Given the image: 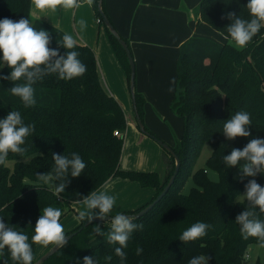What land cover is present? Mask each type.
Returning a JSON list of instances; mask_svg holds the SVG:
<instances>
[{
	"label": "trees",
	"instance_id": "1",
	"mask_svg": "<svg viewBox=\"0 0 264 264\" xmlns=\"http://www.w3.org/2000/svg\"><path fill=\"white\" fill-rule=\"evenodd\" d=\"M247 3L248 0H200L188 12L198 22L203 21L227 35L226 27L231 23L227 13L251 19ZM98 5L99 0H95L94 8L103 21ZM103 10L115 26L105 0ZM22 17L30 19L37 30L50 33L51 48H58L62 55L67 51L59 44L67 33L44 19L33 17L31 0H0V19L16 21ZM106 29L130 83L127 53L107 26ZM122 37L131 49L130 41ZM74 50L87 66L86 73L69 81L60 80L56 74L45 76L34 85L37 103L33 107L25 108L20 99L8 91L14 86L12 81L0 80V119L10 111H19L26 125H35L33 134L22 145L27 149L25 154L9 153L6 164L0 165V217L28 235L29 243L36 220L45 207L60 208L61 220L75 202L98 190L110 178L123 177L154 190L151 200L124 211L138 213L163 191L175 171V158L164 147L162 167L158 170L121 167L125 135L118 136L115 131L123 132L127 128L125 108L103 87L94 49L77 42ZM10 71L2 67L0 75H9ZM177 74L178 84L171 107L184 117L186 130L172 147L181 159V167L164 197L135 221L143 224V228L131 234L124 249V264H188V260L198 255L210 256L208 264H246V253L258 242L256 238L241 237L235 218L247 207L246 200L240 197L245 191L244 185L256 179L264 186V175L245 177L240 182L235 174L239 168L227 167L223 156L230 154L232 148L242 149L253 137L264 138V27L244 48H238L229 40L220 43L209 37H188L180 45ZM135 95L145 132L153 134L144 122L147 98L136 87ZM238 111L250 113L252 135L228 140L222 133L223 124ZM205 142L213 146L208 166L218 172L217 180L210 178L203 168L194 169ZM73 152L82 157L86 168L80 177H68L65 192L57 198L48 186L37 183L36 173L52 172V153L70 157ZM165 156L171 162L168 172L164 170ZM190 177L195 185L184 192L183 185ZM259 218L264 220V214ZM107 222L84 227L42 264H77V261L83 264L84 256L94 257L96 264H121L114 252L119 245L107 242L106 234L110 230ZM195 222L211 225L207 234L196 241H180L182 232ZM97 224L105 236L94 233ZM36 245H32L33 264L38 259ZM137 246L143 249L140 255L136 254ZM108 256L112 257L111 261L105 259ZM0 264H16L7 249L0 255ZM256 264H264V248L263 258Z\"/></svg>",
	"mask_w": 264,
	"mask_h": 264
},
{
	"label": "clouds",
	"instance_id": "2",
	"mask_svg": "<svg viewBox=\"0 0 264 264\" xmlns=\"http://www.w3.org/2000/svg\"><path fill=\"white\" fill-rule=\"evenodd\" d=\"M89 6H94L95 0H84ZM36 9L44 11L50 9L56 11L58 7L63 9H76L80 7L81 0H32ZM251 19H244L235 13H227L231 23L226 27L227 35L221 32L225 40L234 43L238 48L246 47L253 38L264 27V0H248L246 5ZM80 29L87 27L85 20L79 22ZM50 33L46 30H37L30 19L20 18L12 20L9 18L0 19V68L11 69L9 75H0V80H8L14 86L8 91L18 97L25 108L36 105L34 85L44 79L45 76L56 74L60 80L69 81L73 78L83 76L87 66L78 58L79 52L74 49L77 41L70 34H64L59 44L67 51L62 55L59 49L51 48ZM175 84V78L170 82ZM169 92L173 91L169 87ZM252 120L247 111H238L227 119L223 124V135L228 140L237 137H250V126ZM35 125H26L19 111H10L6 117L0 119V165H5L9 153L23 156L27 149L22 147L27 137L33 134ZM42 156V153H38ZM54 168L52 172L43 174L36 173V181L40 185L48 186L57 196L65 192L68 177H80L86 164L78 153L65 154L52 153ZM227 167H238L240 169L238 180L244 181L245 177H256L264 175V138L253 137L241 148H232L231 153L223 156ZM58 181V183H53ZM108 183L102 186L103 190H94L82 200L85 206L80 211L77 219L79 221L92 222L94 219L105 221L116 203V198L106 191ZM245 191L242 197L247 202V207L239 213L235 222L239 225L240 235L248 240L256 238L258 246L264 248V220L259 216L264 214V186H261L256 179L249 180L244 185ZM94 211V210H97ZM62 210L55 207H45L38 217L34 227V234L29 236L5 222L0 217V255L4 250L10 253L12 261L16 264H33V244L47 247L54 245L56 249L67 245V235L63 225L60 223ZM107 223L110 230L107 232V242L112 245H119L114 248L116 256L120 258L121 264L126 260L124 249L134 231L141 230L143 224L135 221L137 216L117 214ZM211 225L205 222H195L182 232L179 240L187 243L196 241L207 234ZM94 233L98 236H105L99 224L95 225ZM143 249L137 246L136 254L140 255ZM111 261L112 257L105 258ZM210 256L198 255L188 260V264H208ZM79 264V261H77ZM83 264H96L94 257L84 256Z\"/></svg>",
	"mask_w": 264,
	"mask_h": 264
},
{
	"label": "rangeland",
	"instance_id": "3",
	"mask_svg": "<svg viewBox=\"0 0 264 264\" xmlns=\"http://www.w3.org/2000/svg\"><path fill=\"white\" fill-rule=\"evenodd\" d=\"M167 1L170 7L174 4L176 11L181 12L182 16H179L178 13H175L174 9H169L170 18L175 25L181 22L186 24V30H184V32L190 33L188 37H217L214 33V29L209 24L203 22L198 24L189 17L188 11L192 10L200 0ZM81 3H83V5L78 8V11H76L77 8L63 9L58 7L56 11L45 9L42 12H45L48 17L59 21L60 25L66 29L67 34L73 35L77 42H86V44L90 45L94 50L96 49L95 53L99 63V75L100 77L104 75L106 85H108L107 76H109L112 81V87L117 93L116 96L121 100L126 109L127 128L122 132L125 135V140L121 156V167L124 169L145 171L158 170L162 167L163 159L161 160V165H159V163L161 152L164 151L160 141L174 146L176 142L183 137L186 130L184 117L176 113L171 107L178 84L177 60L180 45L182 43H179V33L173 38L164 37L165 39L163 38V40L158 41L154 38L155 42L151 40L148 41V46L150 44L149 47L151 49V52L146 57L149 62L148 66L146 61L142 63L137 61L135 54H133L136 64V90L143 93L147 98L144 111V122L147 128L153 132V134L146 133L141 130L137 122L127 71L119 62L113 47L108 45L109 35L106 25L103 21H97L99 14L94 9V6L87 5L84 0H81ZM105 4L107 8L108 0H105ZM90 10L92 11L90 12ZM81 19L85 20L87 23V27L83 30L80 29L79 25ZM116 66H121L119 68L125 77V87H122L116 80L117 72L114 69ZM148 69L151 71V76H147V79L144 78L143 80V71H148ZM173 78H175V84L170 83ZM169 87H172L173 91L169 92ZM212 153V144L205 142L194 162V169L203 168L210 178L217 180L219 178L218 172L208 166V161ZM12 165L13 163L11 166ZM170 165L171 162H169L167 172L171 168ZM239 171L240 169L235 171L236 176L239 175ZM194 185L195 182L193 178L190 177L186 180L182 190L184 192H189ZM135 195L133 189H131L130 192H127V195L124 196L133 197ZM242 195L240 196L241 198H243ZM131 199L133 200V198ZM84 208L85 206L82 200L77 201L74 203L73 209L60 220V223L64 227L65 234L72 232L82 223L77 217L79 212L84 210ZM121 213L122 212H117L109 215L115 216ZM52 246L53 245L44 247L42 245H36V257L40 258ZM249 253L250 256L246 264H256L258 259L263 258V248H260L258 244L253 245L249 249Z\"/></svg>",
	"mask_w": 264,
	"mask_h": 264
},
{
	"label": "crops",
	"instance_id": "4",
	"mask_svg": "<svg viewBox=\"0 0 264 264\" xmlns=\"http://www.w3.org/2000/svg\"><path fill=\"white\" fill-rule=\"evenodd\" d=\"M81 5H83V3L80 4V7ZM78 8L76 11H78ZM107 8V11H109L108 13H110L109 15L112 21H114L113 23H115L117 30L121 33V35L125 36L130 41L131 50L132 52H134L133 54H135L137 61H140V63L146 61L147 66L149 65V62L146 57L151 52V49L149 47L150 44L148 46L149 40L155 42L154 38H156V41L163 40L164 37L173 38L179 33V43H181L185 39H187L190 34L188 32H184V30H186V24L181 22L180 24L175 25L173 20L170 18L169 9H174L175 13H178L179 16H182V14L181 12L176 11L174 4H172V7H170L167 0H108ZM91 11L92 10H90V12ZM31 15L35 18L44 19L66 32V29L62 25H60L59 21H56L54 18L48 17L45 12L36 9L32 4V0ZM189 17L191 16L189 15ZM191 19L198 24L200 22H203H198L193 17H191ZM214 31L217 37H211L212 39L220 43L228 41L223 38L221 32L215 29ZM83 44H86V42ZM108 45L111 47V43L109 40ZM119 67L121 66H116V68H114L117 72L116 80L122 87H125V77ZM147 76H151L150 69H148V71H143V80L144 78L147 79ZM100 78L106 91L115 96L121 102V100L116 96L117 93L112 87V81L109 76H107V84L109 85V87L108 85H106L104 75ZM163 156L164 153L161 152L159 165H161ZM169 162V157L165 156L164 170H167V167H169ZM107 183L108 187L106 191L108 192V194L116 198V203L110 214L135 209L151 200L154 196V190L152 188L143 187L138 182L123 177H112L107 181ZM131 189H133L136 195L133 197L124 196L127 195V192H130ZM98 190H103L102 186ZM131 198H133V200ZM94 211L98 212V209Z\"/></svg>",
	"mask_w": 264,
	"mask_h": 264
},
{
	"label": "water",
	"instance_id": "5",
	"mask_svg": "<svg viewBox=\"0 0 264 264\" xmlns=\"http://www.w3.org/2000/svg\"><path fill=\"white\" fill-rule=\"evenodd\" d=\"M99 11L101 13V16L103 17V22L104 24L109 28V30L111 31V33L116 37V39L122 44L123 48L125 49L127 56L129 58V62H130V68H131V74H130V88H131V93H132V100H133V106H134V110H135V114L137 117V122L141 128V130L143 132H145V127H144V123L139 115L138 109H137V105H136V95H135V87H136V64H135V59L133 57L132 51L129 47V45L127 44L126 40L122 37L121 33L115 28V26L112 24V22L110 21L108 15L105 13V11L103 10V0H99V5H98ZM162 146L164 148H166L169 152H171V154L174 156L175 158V162H176V166H175V171L172 174L169 182L167 183V185L164 187L163 191L153 200V202H151L148 206H146L145 208H143L142 210H140L138 213H128V212H123L121 214H125V215H130V216H137L140 217L141 215H143L145 212H147L154 204H156L158 201H160L164 195L169 191V189L171 188L172 184L174 183L180 167H181V159L179 157V155L174 151L173 147L163 141H160ZM113 217L109 216L106 218L105 221H110ZM99 219H94L92 222H88L85 221L84 224L82 226L79 227L78 230L72 231L67 235V240L69 241L75 234L78 233V231L82 230L84 227L90 225L91 223L94 222H99ZM59 249H56L55 246L53 245L44 255H42L40 258H38L36 260L35 264H42L44 261H46L48 258H50L54 253H56Z\"/></svg>",
	"mask_w": 264,
	"mask_h": 264
},
{
	"label": "built area",
	"instance_id": "6",
	"mask_svg": "<svg viewBox=\"0 0 264 264\" xmlns=\"http://www.w3.org/2000/svg\"><path fill=\"white\" fill-rule=\"evenodd\" d=\"M101 21H102L101 17H98V22H101ZM115 134L120 136V135H122V132L120 130H116ZM249 256H250V253L247 252L246 255H245V259L248 260Z\"/></svg>",
	"mask_w": 264,
	"mask_h": 264
}]
</instances>
